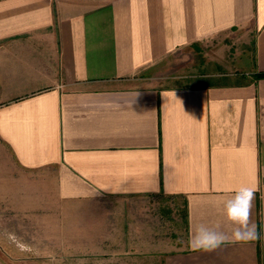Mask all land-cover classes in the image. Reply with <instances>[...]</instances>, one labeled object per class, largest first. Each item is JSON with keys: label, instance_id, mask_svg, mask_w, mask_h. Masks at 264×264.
<instances>
[{"label": "crops", "instance_id": "obj_1", "mask_svg": "<svg viewBox=\"0 0 264 264\" xmlns=\"http://www.w3.org/2000/svg\"><path fill=\"white\" fill-rule=\"evenodd\" d=\"M0 155V201L59 204L68 249L103 241L98 196H178L186 236L149 263L264 264V0H0ZM241 186L260 239L191 251Z\"/></svg>", "mask_w": 264, "mask_h": 264}, {"label": "rangeland", "instance_id": "obj_2", "mask_svg": "<svg viewBox=\"0 0 264 264\" xmlns=\"http://www.w3.org/2000/svg\"><path fill=\"white\" fill-rule=\"evenodd\" d=\"M175 55L186 58L190 54L182 49ZM59 206L34 212L41 218L32 219L0 201V231L7 232V238L17 248L12 252L14 257L1 247L0 254L11 264H151L153 255L179 245L186 236L184 205L178 196H98L91 205L78 209L99 211L103 217L78 221L98 224L91 230L99 233L97 238L103 241L96 244V250L68 249ZM114 212H118L119 219Z\"/></svg>", "mask_w": 264, "mask_h": 264}, {"label": "clouds", "instance_id": "obj_3", "mask_svg": "<svg viewBox=\"0 0 264 264\" xmlns=\"http://www.w3.org/2000/svg\"><path fill=\"white\" fill-rule=\"evenodd\" d=\"M161 96L163 97V94ZM254 195L253 187L238 188L231 199L223 202L226 219L233 226L231 233L224 232L220 225L209 227L200 224L190 235L188 242L190 250L211 252L227 243H246L260 239L255 224L250 221Z\"/></svg>", "mask_w": 264, "mask_h": 264}]
</instances>
